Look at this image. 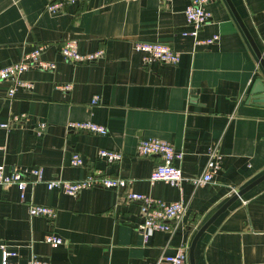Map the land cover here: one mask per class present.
<instances>
[{
	"label": "crops",
	"instance_id": "1",
	"mask_svg": "<svg viewBox=\"0 0 264 264\" xmlns=\"http://www.w3.org/2000/svg\"><path fill=\"white\" fill-rule=\"evenodd\" d=\"M190 0H79L60 11H44L45 0H0V67L17 62L36 45L53 69L28 67L19 79L31 88L7 96L0 80V165L38 167L42 179L76 180L98 170L130 181L127 190L163 202L181 200L182 216L171 232L151 231L142 239L139 205L124 189L94 187L76 196L27 184L25 201L11 185L0 190V244L15 252L9 261L35 256L49 264H170L165 256L189 243L197 229L234 193L264 173V106L247 100L264 71L226 0L206 5L211 19L195 44L183 9ZM264 58V0H230ZM68 39L81 53L102 49L91 62L70 63L57 52ZM137 41L157 42L178 53L174 65H143ZM69 84L68 89L60 86ZM93 96L95 104H90ZM24 114L17 122L12 115ZM67 121H90L105 134L73 130ZM44 127L37 132V125ZM5 125V126H2ZM168 141L181 158L183 176L198 174L216 144L220 168L212 181L177 186L148 181L157 157L137 156L139 139ZM98 149L119 151L106 163ZM72 153L82 166L69 165ZM234 189V190H232ZM27 202L54 209V217L29 216ZM46 233L62 239L51 246ZM1 254V250H0ZM194 264H264V180L250 188L201 233ZM189 264L188 260L187 263Z\"/></svg>",
	"mask_w": 264,
	"mask_h": 264
},
{
	"label": "built area",
	"instance_id": "2",
	"mask_svg": "<svg viewBox=\"0 0 264 264\" xmlns=\"http://www.w3.org/2000/svg\"><path fill=\"white\" fill-rule=\"evenodd\" d=\"M79 0H45L44 11L55 13L60 11L65 5ZM166 1V0H161ZM213 0H190L183 9L185 23L190 26V30L183 34L190 35L194 38L195 44H210L218 40V35L205 39H197L196 35L199 29L206 25L211 19V12L206 5ZM43 45H36L30 52L24 54L17 62L0 67V80L9 79L10 87L7 89V96L12 97L17 88H31L29 81L19 79L18 75L28 67H37L40 69H53L54 64L49 61L40 59V52ZM133 49L142 53L141 62L143 65L150 63H164L174 65L178 61V53L169 46L157 43L137 41L133 44ZM58 54L70 63L91 62L103 55L102 49H97L88 53H81L77 50L76 44L72 40L65 39L58 44ZM68 89L69 84L60 86ZM97 97L93 96L90 104H95ZM24 117V114L12 115V122H17ZM5 126V125H2ZM44 127V123L37 125V132ZM66 128L80 131H88L96 134H105L104 126L90 121H67ZM135 153L137 156L157 157L158 162L148 175V181L153 182L161 180L170 186H177L182 180L191 183L193 186L201 185L212 181L214 173L220 168L221 154L214 144L207 150V160L198 174L192 176H183L178 166L173 164L175 159L181 158V153L175 151L173 146L166 140L148 137L139 139ZM97 157L103 159L106 163H114L120 160L121 153L110 149H98ZM69 165L82 166L83 161L78 153H72L69 158ZM43 182L47 189H58L63 194L76 196L81 190L94 187L106 189H124V199L127 202H135L139 205L140 221L136 225V230L146 240L149 233L154 230L163 232H171L173 222L179 219L185 208V204L181 200L163 202L159 199L152 198L148 195L127 190L130 183L129 180L103 174L98 170L87 173L84 177L76 180H66L61 178H53L43 180L41 170L38 167L26 168L18 170L15 168L5 169L0 165V190L11 185H15L19 190V200L25 201L24 190L27 184ZM234 190V189H232ZM237 190H235L236 192ZM27 214L31 217L41 216L50 221L54 217V209L52 207L27 202ZM43 241L51 246H57L62 243V239L52 233H46ZM0 264H17L9 261L15 256V252L6 249L4 244H0ZM165 260L170 264L187 263V247L181 245L176 248L173 255L165 256ZM25 264H49L47 261L40 260L35 256H31Z\"/></svg>",
	"mask_w": 264,
	"mask_h": 264
},
{
	"label": "water",
	"instance_id": "3",
	"mask_svg": "<svg viewBox=\"0 0 264 264\" xmlns=\"http://www.w3.org/2000/svg\"><path fill=\"white\" fill-rule=\"evenodd\" d=\"M226 2L228 3L234 17L236 18L237 22L239 23L242 31L244 32L247 40L249 41L256 57L259 60V63L264 71V58L262 56V53L260 51V49L257 47L256 43L254 42L252 36L250 35V33L248 32L246 26L244 25L242 19L240 18V16L238 15V13L236 12L233 4L231 3L230 0H226ZM247 100L249 102H252L253 104H259L264 106V82L260 79V78H256L252 84V86L250 87L249 91H248V95H247ZM262 180H264V173L261 174L259 177H257L256 179H254L252 182H250L248 185H246L245 187H243L242 189H239L238 191H236L225 203H223L206 221L205 223H203L195 232V234L193 235L188 249H187V260L189 264H194L193 262V249L194 246L196 244L197 239L199 238V236L201 235V233L203 231H205L207 229V227L221 214L223 213L228 206H230V204H232L236 199H238L239 197H241L246 191H248L250 188H252L253 186H255L256 184H258L259 182H261Z\"/></svg>",
	"mask_w": 264,
	"mask_h": 264
}]
</instances>
